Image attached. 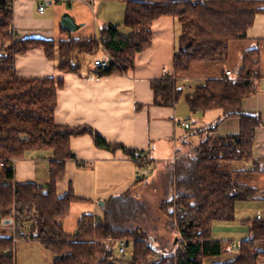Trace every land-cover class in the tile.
I'll list each match as a JSON object with an SVG mask.
<instances>
[{
  "label": "trees",
  "instance_id": "1",
  "mask_svg": "<svg viewBox=\"0 0 264 264\" xmlns=\"http://www.w3.org/2000/svg\"><path fill=\"white\" fill-rule=\"evenodd\" d=\"M124 1L123 24L127 33L108 23L96 37H67L56 42L15 39L11 0H0V224L10 227L13 233H0V264H16L18 240L38 241L53 253L52 264H117L115 248L119 239L131 244L132 264H206L207 259L227 251L224 241L213 239V224L234 220L237 202L254 200L259 194V188L238 181L225 165L236 161L257 164L252 148L256 129L264 123L259 114L244 111L242 101L256 93L255 83L261 77L260 44L264 40L242 52L233 76L208 78L183 96L191 114L211 110H221L222 114L206 127L193 131L201 138L196 147L185 142V151L174 154L171 197L160 204L177 233L168 253L176 250L174 255L156 257L157 250L151 245L154 239L139 225L147 216L148 207L131 191L105 201L101 219L83 213L75 234L64 231L63 221L77 198L71 188L58 195L55 185L64 176L66 161L75 158L70 148L72 136L88 134L98 148L123 150L139 171L150 161L139 157L136 149L108 143L89 125L57 124L54 111L63 80L18 77L15 56L41 48L48 59L56 58L59 70L84 74L79 56L91 53L98 42L107 51L110 65L107 69L95 66L94 75L125 73L133 66L136 53L151 43L152 22L172 16L180 27L173 73L151 81V87L155 105L174 107L183 94L177 78L195 64L226 59L230 43L247 38L255 16L264 14V0ZM232 117L239 119V132L219 135L218 126ZM32 150L51 153L46 186L15 181L14 161ZM142 179L140 174L136 182ZM246 223L250 235L238 243L236 256L209 264H259L258 260L264 259V218L248 219Z\"/></svg>",
  "mask_w": 264,
  "mask_h": 264
},
{
  "label": "crops",
  "instance_id": "2",
  "mask_svg": "<svg viewBox=\"0 0 264 264\" xmlns=\"http://www.w3.org/2000/svg\"><path fill=\"white\" fill-rule=\"evenodd\" d=\"M35 2L36 0H11L15 39L42 38L57 42L67 37H96L104 25L111 23L120 26V21L124 18V0H46L52 8L48 16L34 20ZM114 6H117V13L111 10ZM39 7L38 13H45V9L40 11ZM65 11L70 13L76 23L81 24L79 28H85L93 22L94 32L81 37L80 31V36L74 34L79 28L73 32L63 30L60 23L61 15ZM125 28L128 31L127 27ZM179 32V24L172 16H162L154 20L151 25V43L147 48L136 53L133 66L125 73L96 76L95 68L90 70L81 68L84 74L64 72L57 68L56 58L48 59L43 49L33 48L15 56L16 75L21 78L62 79L63 85L57 90V106L54 111V121L57 124L69 127L89 125L110 144L118 143L138 151H145L147 160L150 161L149 171H155L157 164L162 165L161 163L171 153L174 155L176 151H179L178 154L185 151V142L196 147L201 138L193 131L206 127L222 114L221 110L191 114L188 105L184 108L180 106L179 101L174 107L153 103L151 81L173 73L172 61ZM258 40H264V14L261 13L255 16L253 25L247 30V38L232 41L229 45L228 55L224 59L226 61L230 59V51L234 43L240 42L243 47H246L237 45L238 50L233 60L235 69H230L225 62L218 63L219 61L216 62L215 70L211 64H195L189 72V77L177 79L181 83L179 85H190L191 89L188 90L192 92L198 84L208 78H220L227 72L233 76L240 66L242 52L254 47ZM99 46L108 56L107 51L101 45ZM260 51L264 55V43L260 44ZM97 59L101 58H95ZM260 66L261 77L255 83L256 93L242 101V109L259 114L264 123V61L262 59ZM191 81H197L198 84L191 85ZM191 115L195 117L192 122L187 119ZM184 122L189 123L188 128L184 127ZM238 132L239 119L236 117L224 120L217 128V133L221 136L234 135ZM187 133L190 134L186 136ZM70 148L75 158L66 161L64 176L55 185L56 193L64 195L71 188L77 198V201L73 203L93 204L102 200V204L95 205L93 212H88L96 218H102L105 201L112 196L133 191L140 185L136 182L137 176L144 174L146 168L142 170L143 173L139 171L135 161L123 150L109 151L98 148L88 134L72 136ZM32 151H27L22 159L14 161L15 181L36 182L46 186L49 182L51 153H33ZM252 155L257 160V164L236 161L227 163L225 169L238 181L253 186V183L246 180L257 173L264 174V125L256 129ZM42 162L47 163V168L44 165L40 173L38 165ZM168 170L169 168L166 173ZM257 188L259 193H264V186ZM243 233L247 236L240 241L249 238V231ZM213 239L223 241V239ZM175 242L176 238L173 239V243ZM239 242H231L230 249L233 245L236 246L233 248L234 253L232 250L225 251L219 255L220 259L215 260L212 257L205 263L232 260L238 252ZM155 250L169 253V250L166 251L160 247ZM259 264H264V259H260Z\"/></svg>",
  "mask_w": 264,
  "mask_h": 264
},
{
  "label": "rangeland",
  "instance_id": "3",
  "mask_svg": "<svg viewBox=\"0 0 264 264\" xmlns=\"http://www.w3.org/2000/svg\"><path fill=\"white\" fill-rule=\"evenodd\" d=\"M43 6L45 9V13H38V7ZM50 5L46 2V0H36L35 2V13L33 14L34 20L40 19L42 17H47L48 13L51 11ZM112 12L117 13V6L112 7ZM64 13H69L65 11ZM63 13V14H64ZM62 14V15H63ZM70 14V13H69ZM61 15V17H62ZM120 30L124 33H127L126 28L123 26V21H120ZM79 31L81 37L88 36L94 32L93 29V22L90 23L89 26L79 28L77 32L74 34L77 36L79 35ZM56 39L58 37H55ZM237 41V40H236ZM239 44L234 43L232 45L230 51V59L220 60L218 63L225 62L228 65V68L235 69L233 65L234 56L236 51L238 50L237 45L243 47V44L237 42ZM179 44V39L177 38V45ZM100 44L95 42V47L91 53L83 54L79 56V61L81 63V68L84 70H90L95 67L94 59L100 57L101 59L109 60V57L103 52ZM232 58V59H231ZM261 59L264 61V55L261 54ZM205 64H211L213 70L217 68L216 62H210ZM204 67V66H203ZM191 71V70H190ZM189 71V72H190ZM206 72V70H204ZM181 74L180 77H189L190 73ZM192 74V73H191ZM202 74V73H200ZM212 74V73H210ZM189 75V76H188ZM177 78V79H178ZM178 84H181L177 81ZM191 85H197V81H191ZM183 88V94L179 100L180 106L187 107V103L184 101V94L191 92L190 85H181ZM191 122L194 121V115L188 116ZM33 153H50L49 151L45 150H33ZM32 153V154H33ZM175 157L171 153L169 157L161 163L162 165L157 164V168L155 171H149L148 174L143 175V179L139 182L138 188L131 191V195L137 197L138 199L142 200L146 203L148 207L147 216L143 219V221H139V225L147 232L148 235H151L154 241L151 242V245L154 249L163 248L164 250H169L172 246L173 239L176 238L177 235L176 230L171 224L170 219L166 216L164 212H162L160 208V204L163 200L168 199L171 197L170 195V180L171 175L170 172L174 166ZM47 168V163L42 162L39 163L38 168L41 173L43 166ZM150 165V162L147 166ZM148 168V167H145ZM168 173H166L167 169ZM151 169V168H148ZM142 172V170H141ZM143 173V172H142ZM253 175V174H252ZM41 176L47 177V175L41 174ZM246 182L253 183V186H264V174L260 175L259 173L253 175L252 178L246 180ZM170 187V188H169ZM168 188L170 190H168ZM169 193V194H168ZM172 193V192H171ZM102 200L97 202L91 203H73L71 205L70 213L63 221V227L66 233L68 234H75L77 228L78 218L83 213H88L93 210L95 205H99ZM93 212V211H92ZM252 218H264V193H259L257 195L256 200L251 201H240L236 204L235 210V218L232 221H216L211 230V234L213 238L223 239L224 247L227 248L229 252H235V249L228 248V243L233 241L239 242L243 238H246L247 235L243 233L244 231L247 233L249 231L248 224L246 220ZM0 233L11 236L12 229L8 226H4L0 224ZM15 257H16V264H52L54 255L52 252L46 250L38 241H26V240H18L15 245ZM132 257V248L131 244L127 245L123 254L118 253L117 247L115 248V262L117 264H132L131 262ZM218 257V258H217ZM214 259H220L219 256L214 257ZM259 262V260H258Z\"/></svg>",
  "mask_w": 264,
  "mask_h": 264
},
{
  "label": "built area",
  "instance_id": "4",
  "mask_svg": "<svg viewBox=\"0 0 264 264\" xmlns=\"http://www.w3.org/2000/svg\"><path fill=\"white\" fill-rule=\"evenodd\" d=\"M39 10L42 11L43 10V6H40ZM94 65L95 66H99L101 69H107L109 67L110 63H109V60H106V59H99V60L97 59V60L94 61ZM226 75L228 76V75H230V73L227 72ZM184 127L188 128L189 127V123L188 122H184ZM138 156L142 157L144 159H147L145 151H139ZM0 165H2V161L0 162ZM147 167L149 168V166H147ZM148 168H146L144 170V173H147L149 171ZM178 211L180 212V209H178ZM127 245H128L127 239H119V240H117L116 247L118 249V253L123 254L125 249H126V247H127ZM235 247L236 246L233 245V248H235ZM175 253H176V250H173V252H171L170 254L174 255ZM166 255H169V254L165 253V252L157 251L156 257L166 256Z\"/></svg>",
  "mask_w": 264,
  "mask_h": 264
},
{
  "label": "water",
  "instance_id": "5",
  "mask_svg": "<svg viewBox=\"0 0 264 264\" xmlns=\"http://www.w3.org/2000/svg\"><path fill=\"white\" fill-rule=\"evenodd\" d=\"M61 28L66 31L73 32L78 29L81 24L75 22L74 18L69 13H64L61 17ZM102 204V202H100Z\"/></svg>",
  "mask_w": 264,
  "mask_h": 264
}]
</instances>
